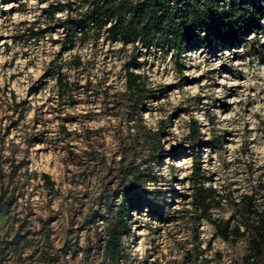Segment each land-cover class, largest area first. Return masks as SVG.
I'll return each mask as SVG.
<instances>
[{
  "label": "rangeland",
  "instance_id": "1",
  "mask_svg": "<svg viewBox=\"0 0 264 264\" xmlns=\"http://www.w3.org/2000/svg\"><path fill=\"white\" fill-rule=\"evenodd\" d=\"M80 2L0 0V264H107L102 242L129 186L145 203L129 219L119 264H193L200 253L211 264H242L244 238L223 241L182 210L193 128L205 184L242 191L249 168L264 165V15L256 34L194 45L181 58L103 35L59 56L58 19ZM133 53L155 89L142 120L162 130L157 151L132 136L114 94ZM58 75L71 83L68 96L57 94ZM132 167L151 179L134 185ZM155 193L161 200L149 205Z\"/></svg>",
  "mask_w": 264,
  "mask_h": 264
},
{
  "label": "trees",
  "instance_id": "2",
  "mask_svg": "<svg viewBox=\"0 0 264 264\" xmlns=\"http://www.w3.org/2000/svg\"><path fill=\"white\" fill-rule=\"evenodd\" d=\"M6 1V0H3ZM79 6L59 20L64 30L58 55L70 50L75 40L86 37L98 38L103 35L121 47L131 46L144 52L157 49L172 52L181 58L194 45H233L262 28L264 0H80ZM58 7H50L54 15ZM179 60H176L178 63ZM76 66L79 61L74 62ZM179 64V63H178ZM141 63L131 54L123 66V90L114 92L122 98L125 121L136 141L147 143L152 151L160 145L161 129L147 128L142 120L146 105L155 97V89L148 83V76L140 71ZM59 96L69 95L71 83L66 77H56ZM109 86L102 90L105 95ZM112 94V95H114ZM129 122H132L129 124ZM264 135V122L262 124ZM69 134V132H66ZM197 127L192 129L193 168L189 176L188 208L182 211L195 221L205 220L213 228V235L234 244L244 238L245 253L242 264H264V165L249 168L248 184L244 190L219 188L205 184L203 170L196 154ZM127 175H132L134 185L150 180L148 169L132 167ZM150 194V193H149ZM149 205H157L161 194H151ZM144 198L134 186L122 193L115 204L112 221L103 239L101 253L107 264H119L123 255L122 236L125 234L132 212H138L144 205ZM228 209L229 215L218 216L217 210ZM186 257L190 254L186 250ZM188 254V255H187ZM193 264H211L200 253L195 255Z\"/></svg>",
  "mask_w": 264,
  "mask_h": 264
}]
</instances>
